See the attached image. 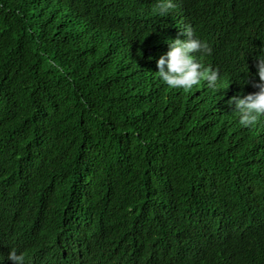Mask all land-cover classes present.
I'll return each mask as SVG.
<instances>
[{
  "label": "trees",
  "instance_id": "16d2710c",
  "mask_svg": "<svg viewBox=\"0 0 264 264\" xmlns=\"http://www.w3.org/2000/svg\"><path fill=\"white\" fill-rule=\"evenodd\" d=\"M185 25L259 82L264 0H0V211L45 263L264 264V118L159 80Z\"/></svg>",
  "mask_w": 264,
  "mask_h": 264
},
{
  "label": "clouds",
  "instance_id": "9594fccd",
  "mask_svg": "<svg viewBox=\"0 0 264 264\" xmlns=\"http://www.w3.org/2000/svg\"><path fill=\"white\" fill-rule=\"evenodd\" d=\"M172 6L170 2L161 3L159 12L163 14ZM180 33L185 38L169 40L168 51L156 60L154 74L159 80L174 90L187 92L199 86L212 92L224 106L238 114L242 127H252L259 118H264V48L256 57L259 82L253 81L250 86L225 76L217 62L205 58L211 50L195 37L191 26L185 25ZM5 208L0 211V264H47L45 260L50 256L54 238L51 227L43 221L11 224Z\"/></svg>",
  "mask_w": 264,
  "mask_h": 264
}]
</instances>
